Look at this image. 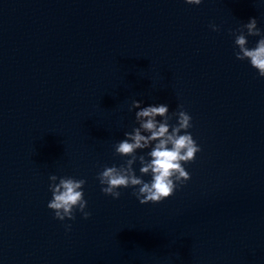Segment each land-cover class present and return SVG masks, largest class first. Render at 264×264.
<instances>
[{"label":"water","instance_id":"obj_1","mask_svg":"<svg viewBox=\"0 0 264 264\" xmlns=\"http://www.w3.org/2000/svg\"><path fill=\"white\" fill-rule=\"evenodd\" d=\"M249 17L264 0H0V264H264V77L229 31ZM132 99L183 105L201 146L155 203L96 175ZM51 173L85 179L90 216L54 217Z\"/></svg>","mask_w":264,"mask_h":264},{"label":"clouds","instance_id":"obj_2","mask_svg":"<svg viewBox=\"0 0 264 264\" xmlns=\"http://www.w3.org/2000/svg\"><path fill=\"white\" fill-rule=\"evenodd\" d=\"M184 2L200 5L202 0ZM209 27L213 31L220 28L216 23H210ZM229 31L234 33L235 57L247 60L258 75L264 77V31L257 26L256 17H249L238 29ZM249 35L258 36L251 47L248 46ZM133 109L135 123L113 145L114 153L126 159L120 164H106L97 172L100 190L118 198L121 195L119 189L131 188L139 203L159 202L188 181L191 174L184 164L195 158L201 146L188 131L192 127V117L183 105L169 111L167 103L144 104L143 100L132 99L129 111ZM137 163L139 174L134 166ZM48 180L51 195L47 207L53 210L55 218L61 221L75 219L76 212L85 218L91 215L86 210L88 202L84 196L86 181L83 177L51 173ZM70 227L65 224L66 231Z\"/></svg>","mask_w":264,"mask_h":264}]
</instances>
